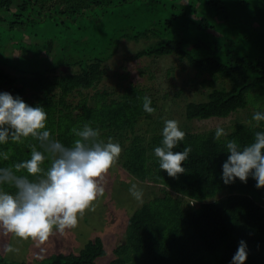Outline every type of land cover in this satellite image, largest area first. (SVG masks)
Instances as JSON below:
<instances>
[{
    "label": "trees",
    "instance_id": "trees-1",
    "mask_svg": "<svg viewBox=\"0 0 264 264\" xmlns=\"http://www.w3.org/2000/svg\"><path fill=\"white\" fill-rule=\"evenodd\" d=\"M3 14L7 16H0V87L8 85L29 106L44 107L47 130L65 146L75 139L70 130L85 123L99 129L105 142L117 138L122 147L118 163L149 187L148 199L128 219L125 240L112 249L114 258L107 264H231L241 240L247 245L245 264H264V188H256L251 176L247 183L236 179L228 185L221 179L229 155L227 140H236L241 147L252 143L256 132H264V121L254 126L250 115L248 125L237 124L220 140L214 139L215 130L186 133L173 149L191 148L181 165L186 172L173 179L159 168L154 155L162 133L146 139L136 132L141 121L154 114L143 111V97H150L157 110L147 90L128 86L116 97L97 92L92 105L82 95L102 80V66L113 57L118 40L152 37L155 42L135 57L176 55L195 71L192 82L210 77L198 82L210 88L206 101L185 105L187 120L227 118L249 106L261 110L264 0H0ZM117 22L122 34L107 38L104 30ZM39 31L47 36H39ZM32 35L41 42L27 44L25 38ZM14 50L20 53L16 60L11 57ZM42 53L53 58L46 69L40 66ZM60 67H78V71L47 76ZM219 80L225 86L214 87ZM26 93L30 103L21 97ZM75 94L81 99L69 101ZM35 143L27 139L24 144L0 145V151L12 150L8 161L0 160V167L30 158L29 144ZM105 256L98 238L77 255H55L40 264H98ZM0 264L24 263H7L0 257Z\"/></svg>",
    "mask_w": 264,
    "mask_h": 264
},
{
    "label": "clouds",
    "instance_id": "clouds-1",
    "mask_svg": "<svg viewBox=\"0 0 264 264\" xmlns=\"http://www.w3.org/2000/svg\"><path fill=\"white\" fill-rule=\"evenodd\" d=\"M151 104L150 97H143V111L155 113ZM47 119L44 107H32L19 96L0 93V145L10 141L24 144L27 139L37 142L29 144L30 158L0 167V229L22 241L43 243L54 231L75 229L79 218L87 211H95L99 198L105 194L102 181L122 153L119 143L111 138L107 142L101 140L99 129L89 123L74 126L70 131L75 139L71 146H65L47 130ZM252 121L258 127L264 121V112H254ZM185 136L178 120H165L162 144L154 149L159 168L173 179L186 172L181 165L187 161L191 148L173 151ZM227 136L223 127L216 128L215 140ZM226 148L229 155L222 164L223 183L228 185L236 179L247 183L251 176L256 188H264V132H256L253 142L243 147L236 140H227ZM11 151H0V160L8 161ZM46 161L48 167L44 166ZM130 183V195L142 204L143 188L136 184L137 180ZM6 251L15 253L18 249L9 245ZM247 255L246 242L241 240L231 264H245Z\"/></svg>",
    "mask_w": 264,
    "mask_h": 264
},
{
    "label": "rangeland",
    "instance_id": "rangeland-1",
    "mask_svg": "<svg viewBox=\"0 0 264 264\" xmlns=\"http://www.w3.org/2000/svg\"><path fill=\"white\" fill-rule=\"evenodd\" d=\"M11 9L13 10L14 7ZM136 11L138 16L142 14L140 6L137 7ZM31 14L34 16L35 13L32 12ZM0 16L6 19L7 15L3 14ZM111 26L107 27L104 33L107 34V38L114 34L115 39H117L122 34L119 32L120 23L117 22V24H112ZM38 34L43 37L47 36L41 31ZM155 40L152 37L140 38L136 41H129L125 38L118 40L117 44L113 46V57L102 66L105 72L102 80L94 89L83 91L82 95L86 94L91 104V97L93 98V95L97 92H112L113 97H116L120 96L124 92V88L128 86H136L145 91L147 90V94L155 100L157 110L150 120H142L141 126L136 130L137 134L144 135L146 139L153 133H162L164 121L169 119L178 120L181 130L185 133L201 134L216 130L218 126L223 127L229 133L237 124L248 125L252 121H249V116H253L254 112L264 111V108L257 110V107L249 106L231 114L227 118L201 121L187 120L183 115L185 105L189 102L201 103L206 101L204 100L205 94L210 88L201 86L198 82H201L202 78L209 79L210 77L204 75L203 77H198L195 80L196 82H192L195 77V71L188 66L186 60L178 59L176 55L135 57L138 50L146 48ZM24 41L27 44L41 42L34 38L33 35L31 38H25ZM19 54L18 50L11 51L12 59L16 60ZM39 58L41 59L40 66L43 69H46L49 58L50 60L53 59L43 53ZM3 68L11 76H18L14 71ZM76 71H78V67H60L55 72L46 74L47 76L51 74L50 76L57 77ZM16 86H20V84L16 83ZM219 86H225V84L220 80L216 81L214 87ZM2 92H8L13 97L17 96L9 89L8 85L0 87V93ZM180 92L182 93L176 96ZM54 93L56 94L57 91ZM21 97L26 98L28 103L31 102L29 93L22 94ZM80 99L81 96L77 94L68 98L69 101L73 102H77ZM160 124L162 128L159 127ZM112 141L115 143L119 142L117 138ZM131 182L136 183V181ZM136 184L139 185V183ZM102 185L105 188V194L102 198H99L95 211H87L82 218H79L78 226L75 229H66L64 233L54 231V234L43 243L31 240L22 241L18 238H13L11 234H6L3 229H0V257L7 263L40 264L55 255H77L87 243L94 242L99 238L106 251V256L98 259L97 263L107 264L114 258L111 253L112 249L125 240L128 219L142 204L135 201L130 195L129 188L131 183L127 181L124 173L110 170L104 181H102ZM139 186L143 188L144 201L149 197V191L147 190L149 187L141 184ZM158 188L159 186L155 187L154 190L158 191ZM9 245L17 248L18 251L15 253L7 252L6 249Z\"/></svg>",
    "mask_w": 264,
    "mask_h": 264
},
{
    "label": "crops",
    "instance_id": "crops-1",
    "mask_svg": "<svg viewBox=\"0 0 264 264\" xmlns=\"http://www.w3.org/2000/svg\"><path fill=\"white\" fill-rule=\"evenodd\" d=\"M113 170H115L117 173L118 172L124 173V175L127 177V181H129V182L135 181V179L133 177H131L130 174H128V172L118 162L115 165V167L113 169H111V171H113Z\"/></svg>",
    "mask_w": 264,
    "mask_h": 264
},
{
    "label": "built area",
    "instance_id": "built-area-1",
    "mask_svg": "<svg viewBox=\"0 0 264 264\" xmlns=\"http://www.w3.org/2000/svg\"><path fill=\"white\" fill-rule=\"evenodd\" d=\"M191 205H192V203H191Z\"/></svg>",
    "mask_w": 264,
    "mask_h": 264
}]
</instances>
